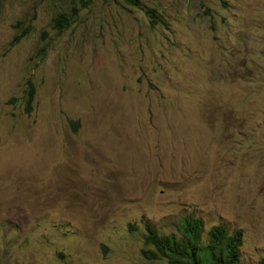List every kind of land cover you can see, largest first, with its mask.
<instances>
[{
  "label": "rangeland",
  "instance_id": "374dc122",
  "mask_svg": "<svg viewBox=\"0 0 264 264\" xmlns=\"http://www.w3.org/2000/svg\"><path fill=\"white\" fill-rule=\"evenodd\" d=\"M191 215L264 258V0H1L0 264H170Z\"/></svg>",
  "mask_w": 264,
  "mask_h": 264
},
{
  "label": "trees",
  "instance_id": "16d2710c",
  "mask_svg": "<svg viewBox=\"0 0 264 264\" xmlns=\"http://www.w3.org/2000/svg\"><path fill=\"white\" fill-rule=\"evenodd\" d=\"M79 1L83 6L91 2ZM125 1L133 5L140 3V0ZM73 9L70 15L60 12L53 18L54 27L58 31L61 32L72 24L78 8L74 6ZM146 13L152 20H161L156 7L148 8ZM35 91L34 85L31 84L27 97L29 107L33 105ZM243 234L242 229L229 230L224 224H215L205 233L201 218L185 216L180 221L177 232L162 233L147 223L145 232L147 248H144V252L151 260L165 258L170 264H242ZM258 264H264V258H261Z\"/></svg>",
  "mask_w": 264,
  "mask_h": 264
},
{
  "label": "clouds",
  "instance_id": "9594fccd",
  "mask_svg": "<svg viewBox=\"0 0 264 264\" xmlns=\"http://www.w3.org/2000/svg\"><path fill=\"white\" fill-rule=\"evenodd\" d=\"M221 224V223H220ZM226 226V225H225ZM227 227V226H226ZM228 228V227H227ZM229 229V228H228ZM229 230H231V229H229ZM207 231H205V233H206ZM244 233V232H243ZM243 236H244V234H243ZM162 259V258H161ZM165 259V258H164ZM154 260H158V259H154ZM153 260V261H154Z\"/></svg>",
  "mask_w": 264,
  "mask_h": 264
}]
</instances>
